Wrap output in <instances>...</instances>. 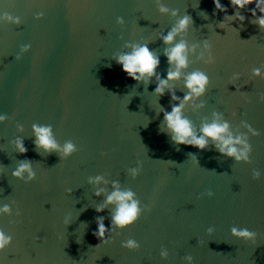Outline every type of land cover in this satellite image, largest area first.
<instances>
[{
  "label": "water",
  "instance_id": "water-1",
  "mask_svg": "<svg viewBox=\"0 0 264 264\" xmlns=\"http://www.w3.org/2000/svg\"><path fill=\"white\" fill-rule=\"evenodd\" d=\"M161 5L169 11L161 12ZM196 5L197 0H0V11L22 20L0 25V113L9 117L0 122V205L13 207V215L0 217V227L13 235L0 253L4 264H186L188 254L194 264H264V79L252 74L258 67L264 72V28L250 23L254 18L245 10L243 27L234 20L228 23L238 30L219 28L224 13L212 14V0ZM174 9L192 16L194 23L181 36L199 47L189 53L181 78L169 83L183 96L189 91L187 73L201 70L210 77L207 91L189 101L183 114L197 128L213 113L222 114L234 137L248 134L251 164L219 154L211 143L199 150L171 142L161 131L160 108L171 110L167 90L158 96L154 78L138 83L112 59L130 51L126 42L148 43L160 56L158 71L165 73L160 33L179 18ZM38 11L45 13L41 19L35 18ZM232 11L228 7L229 15ZM118 16L124 24L116 22ZM205 39L213 64L205 63ZM25 43L31 49L17 60ZM202 50L205 56L199 58ZM234 73L240 78L233 82ZM243 120L260 135L248 132ZM33 123L51 124L56 141L61 146L71 141L76 151L62 157L35 149ZM19 136L25 154L15 150ZM25 157L36 173L27 183L11 174ZM138 160L142 170L134 179L129 169ZM252 168L261 170L260 179H252ZM96 176L103 177L98 186L106 189L100 196L89 182ZM113 181L134 191L150 210L129 228L111 233L113 242L100 244L93 235L95 218L103 216L109 226L114 205L100 213L95 209L113 190ZM209 226L215 229L211 234ZM232 226L255 231L256 240L236 238ZM128 239L140 248H122L120 242ZM162 247L167 258L160 257Z\"/></svg>",
  "mask_w": 264,
  "mask_h": 264
},
{
  "label": "clouds",
  "instance_id": "clouds-1",
  "mask_svg": "<svg viewBox=\"0 0 264 264\" xmlns=\"http://www.w3.org/2000/svg\"><path fill=\"white\" fill-rule=\"evenodd\" d=\"M199 2L200 0H197L196 7H198ZM212 3L214 5L212 12L213 15H216L217 12L224 13L223 19L217 25L219 28L227 29L231 27L238 30L228 23L234 20L240 21L241 27H243V22L246 17L242 14L241 10L251 13V16L254 19H252L250 23L257 24L260 28H264V0H228L227 5L222 3V0H212ZM249 5H254V7L250 8ZM228 7H231L233 10L231 15L228 14ZM160 11L168 12L169 9L166 6L161 5ZM44 14L43 11H38L35 13V18L41 19ZM172 15L179 16V10H172ZM200 15L207 18L206 11H201ZM116 22L119 24L125 23L124 18L119 16L116 18ZM21 23L22 20L20 16L13 15L8 11H0V25H20ZM193 23L192 16L185 12L184 15L179 16L175 24H173L166 33H160V39L166 45L163 50V55L167 58L168 63V69L163 74L158 71L161 63L160 56L150 49L148 43L138 44L126 42L125 46L130 48V51L115 55L112 59L115 60L116 64L121 66V70L126 73L127 77L138 83L144 82L145 84H148L154 78L156 86L153 91L158 96H164L167 90V94L170 98L169 104L171 110L169 111L162 106L160 108V112L163 113L164 124V128H162L161 131L166 130V134L169 135L171 142L176 145L192 146L199 150L206 149L211 143L219 154L233 157L236 162L243 161L244 163L251 164V153L253 149L248 134L240 133L234 137L233 133L230 131L229 122L221 118L222 114L213 113L214 118L209 122L202 123L199 128H197L193 122L183 114V110L189 101L198 99L207 91L210 84V77L206 72L195 70L184 76V87L189 91L183 96L177 95L174 86L169 83L170 81L179 80L181 78L182 70L187 68L189 63V53H195L199 47V44L196 43L189 46L188 41L181 36V34L186 32ZM178 36H180V38L176 39ZM30 49L31 44H21L19 52L16 54V59L19 60L21 55L28 52ZM203 49L208 50L205 63H215L216 58L211 52V44L207 39L203 41ZM204 50L199 53V58H204ZM252 74L264 79V72H262V69L259 67L253 68ZM239 78L240 74L234 73L231 80L234 82ZM233 85L235 86L234 83ZM261 98L264 99V97ZM203 104L204 102L201 100L196 106L202 107ZM8 118L7 113H0V122H3ZM241 123L252 135H260V132L257 129H253L252 125L246 120L241 121ZM18 127L22 130L23 125L21 124ZM32 131L34 135L32 143L34 144L35 149H42L45 153L49 154L55 151L62 157H67L76 151V146L71 141L66 142L63 146L56 141L53 126L51 124L33 123ZM13 143L15 145V150L19 154H25L28 152V148L26 147L22 136L16 137ZM188 155L193 161L197 162V157L194 153L190 152ZM141 170L142 162L138 160L136 166L131 167L129 172L135 179L140 174ZM25 173H27L26 176ZM11 174L13 177L23 179L25 183L36 177V173L32 168L31 159L27 157H25L23 162L12 170ZM251 176L252 179L258 180L261 178L262 172L258 168H252ZM102 179L103 177L101 176L89 178L90 183L97 185L94 192V195L96 196H100L106 192L105 188L98 186ZM112 185L113 190L107 194L104 203L97 205L95 209L97 213H100L105 210L106 205H114L113 215L111 216L109 226L105 225V218L103 216H97L95 218L96 229L93 230V235L100 241V244L113 242L115 236L111 235V233L116 232V229L123 231L129 228V226L135 224L140 219L142 214L150 210L149 206L144 203L142 204V202L136 197V193L131 189H122L119 186L118 181H113ZM66 191L68 194H71L72 189L68 188ZM207 195L211 197L214 193L209 190ZM5 215H13L12 204L4 203L0 205V217ZM15 215H20L19 209H16ZM66 223H68V221H66ZM214 230L213 226L207 228L209 234ZM230 232L236 238L244 241H255L257 237V233L247 227L241 228L232 226ZM116 235H119V233L117 232ZM12 242L13 235L0 227V253L9 248ZM120 246L128 250H137L140 248V243L135 239H128L122 240ZM168 254V249L162 247L160 250V257L167 258ZM183 259L186 264H194V257L191 254L185 255ZM0 264H4L3 259H0Z\"/></svg>",
  "mask_w": 264,
  "mask_h": 264
}]
</instances>
